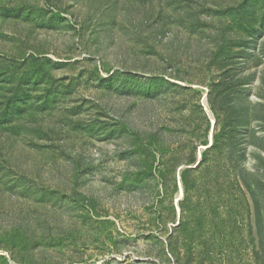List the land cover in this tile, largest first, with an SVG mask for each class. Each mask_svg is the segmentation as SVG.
I'll return each mask as SVG.
<instances>
[{
	"label": "rangeland",
	"instance_id": "374dc122",
	"mask_svg": "<svg viewBox=\"0 0 264 264\" xmlns=\"http://www.w3.org/2000/svg\"><path fill=\"white\" fill-rule=\"evenodd\" d=\"M0 264H264V0H0Z\"/></svg>",
	"mask_w": 264,
	"mask_h": 264
}]
</instances>
